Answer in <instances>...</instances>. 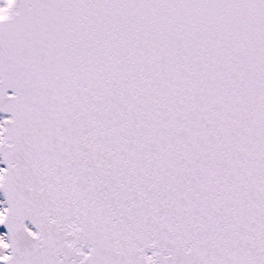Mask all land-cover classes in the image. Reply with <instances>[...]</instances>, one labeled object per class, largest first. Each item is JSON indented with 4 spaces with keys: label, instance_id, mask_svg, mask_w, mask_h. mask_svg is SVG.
<instances>
[{
    "label": "snow or ice",
    "instance_id": "snow-or-ice-1",
    "mask_svg": "<svg viewBox=\"0 0 264 264\" xmlns=\"http://www.w3.org/2000/svg\"><path fill=\"white\" fill-rule=\"evenodd\" d=\"M0 264H264V0H0Z\"/></svg>",
    "mask_w": 264,
    "mask_h": 264
}]
</instances>
